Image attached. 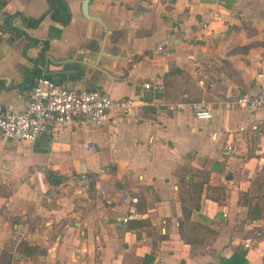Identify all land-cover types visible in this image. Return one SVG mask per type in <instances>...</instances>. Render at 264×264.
Returning <instances> with one entry per match:
<instances>
[{
  "label": "crops",
  "instance_id": "0c3cea01",
  "mask_svg": "<svg viewBox=\"0 0 264 264\" xmlns=\"http://www.w3.org/2000/svg\"><path fill=\"white\" fill-rule=\"evenodd\" d=\"M2 1L0 104L20 109L35 77L64 70L61 86L129 97L136 117L111 110L32 143L0 132V264H264V211L248 219L241 197L264 194V109L226 106L264 84V0H87L85 15L65 0V26L11 16L27 37L3 20L36 18L46 0ZM155 80L157 92L142 86ZM202 99L209 119L168 107ZM198 172L190 221L203 228L189 234L180 180Z\"/></svg>",
  "mask_w": 264,
  "mask_h": 264
},
{
  "label": "built area",
  "instance_id": "2783aa9c",
  "mask_svg": "<svg viewBox=\"0 0 264 264\" xmlns=\"http://www.w3.org/2000/svg\"><path fill=\"white\" fill-rule=\"evenodd\" d=\"M216 19L217 13L212 12L208 19L200 22L203 33L209 31V23ZM142 86L157 92L160 83L155 80L152 83H143ZM226 106L248 110L264 109V84L255 94L236 95ZM168 107L176 111L187 107L196 119L211 117L210 105L204 99L189 103L177 102ZM111 110L126 119L135 120L136 105L129 97L115 99L95 89L73 90L57 85L45 74H40L33 79L20 109L15 110L10 105L0 104V132L5 137L32 143L39 136L73 122L84 121L91 125H100ZM130 200L131 203L135 202L134 197ZM262 215L264 216V212ZM136 216L131 205L129 213L121 217V220L126 221L129 217ZM247 243L248 240L244 239L243 246L247 247Z\"/></svg>",
  "mask_w": 264,
  "mask_h": 264
},
{
  "label": "trees",
  "instance_id": "16d2710c",
  "mask_svg": "<svg viewBox=\"0 0 264 264\" xmlns=\"http://www.w3.org/2000/svg\"><path fill=\"white\" fill-rule=\"evenodd\" d=\"M47 3V9L46 11L41 14L40 16L36 18L31 17H24L18 13L11 14L7 16L4 20L2 25L5 29L10 30L13 34V36H20L23 35L27 37V35L14 27H11L9 24V19L13 15H18L21 18V21L24 23L26 27H35L38 25L40 20L47 16L50 20L58 23L61 26H65L70 21V11L68 8V5L65 0H46ZM3 4V1L0 0V6ZM1 33V32H0ZM28 41L30 43H36L37 41L35 39L28 38ZM44 47V46H43ZM196 176L199 177V180H194V177L187 176L183 177L180 180V191H179V202L181 206V227L185 226L187 233H195L198 232L200 229L203 228V226L196 222V221H190L191 213L198 209L199 207V197L201 193L202 186L207 183L208 179V173H196ZM193 178V179H192ZM210 190H213L216 193V197L211 196V198L216 201L220 202V196H222L223 189L220 186H209L207 187ZM242 201L246 202L248 206L246 217L248 219H254L258 218L262 211H264V194L259 195L254 198H248L245 201V195L244 193L241 194ZM183 220V221H182ZM186 242H191V239L188 237H185L184 234L182 235Z\"/></svg>",
  "mask_w": 264,
  "mask_h": 264
},
{
  "label": "water",
  "instance_id": "95a60500",
  "mask_svg": "<svg viewBox=\"0 0 264 264\" xmlns=\"http://www.w3.org/2000/svg\"><path fill=\"white\" fill-rule=\"evenodd\" d=\"M86 1L87 0H83V2L81 3V11L83 13V15H85L86 11H85V8H86ZM46 59H48V57H46ZM60 63L58 62H55L54 65H59ZM46 67L43 66V69H45ZM69 71H64V70H57V71H46L45 73L48 74L47 76L57 85H60L61 84V79H60V75L61 74H67ZM55 178H51V182H54Z\"/></svg>",
  "mask_w": 264,
  "mask_h": 264
}]
</instances>
